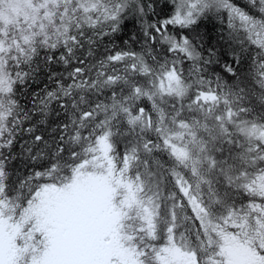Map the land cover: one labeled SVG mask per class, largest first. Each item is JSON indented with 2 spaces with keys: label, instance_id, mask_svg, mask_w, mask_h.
I'll return each instance as SVG.
<instances>
[{
  "label": "snow or ice",
  "instance_id": "snow-or-ice-1",
  "mask_svg": "<svg viewBox=\"0 0 264 264\" xmlns=\"http://www.w3.org/2000/svg\"><path fill=\"white\" fill-rule=\"evenodd\" d=\"M0 264H264V0H0Z\"/></svg>",
  "mask_w": 264,
  "mask_h": 264
}]
</instances>
